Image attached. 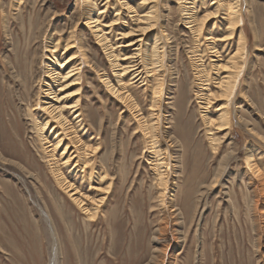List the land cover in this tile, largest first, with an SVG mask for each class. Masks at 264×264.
Listing matches in <instances>:
<instances>
[{
	"label": "rangeland",
	"instance_id": "rangeland-1",
	"mask_svg": "<svg viewBox=\"0 0 264 264\" xmlns=\"http://www.w3.org/2000/svg\"><path fill=\"white\" fill-rule=\"evenodd\" d=\"M140 1L132 2L139 4L138 15L149 8ZM212 1L196 0L197 16L212 10ZM103 2L97 0V7ZM191 2L155 0L160 18L145 36L146 47L157 40L165 55L158 120L164 139L158 148L169 163V180L162 202L154 167L162 159L151 150L150 128H141L132 111L107 92L99 73L105 71L112 81L116 73L88 27L81 30L92 66L85 65L81 74L80 108L88 132L79 134L99 147L90 168L81 172L72 162L63 172L87 197L104 194L90 219L56 182L36 126L45 120L41 106L49 100L42 91L49 83L57 88L45 67H56L63 50L54 55L50 47L80 25V0H0V264H264V0H239L246 35L244 60L239 58L243 73L229 109L230 126L220 133H208L210 126L203 123L205 114L217 116L219 103L206 107L196 65L209 69L213 59L223 62L234 52L236 38L218 42L219 56H213L210 43L226 34L227 20L213 18L198 39L180 20L181 7ZM106 5L99 13L103 22L118 11L115 0ZM124 20L130 23L125 13ZM207 29L211 38L204 40ZM126 30L124 24L117 31L106 29L118 51L129 41L120 38ZM48 32H57L54 42H48ZM196 51L203 53L198 61ZM137 52L136 43L119 54ZM131 60L119 62L126 66ZM122 82L147 116L154 76L133 70ZM254 149L262 153L254 160L258 173L246 159ZM167 196L175 215L165 210Z\"/></svg>",
	"mask_w": 264,
	"mask_h": 264
},
{
	"label": "bare ground",
	"instance_id": "bare-ground-1",
	"mask_svg": "<svg viewBox=\"0 0 264 264\" xmlns=\"http://www.w3.org/2000/svg\"><path fill=\"white\" fill-rule=\"evenodd\" d=\"M134 1L136 0H115L116 6H118V11L115 12L114 18H112L110 21L103 22L99 18V13L106 10V4L109 2V0H104V4L102 3L104 5L103 8L97 7V0H80V4L82 6V21L80 22V25H76L78 23H75L68 36L63 37V39L59 37L56 42L53 41V38L55 37V35L57 36V32H48L46 34L48 42H54L52 48L50 47L51 53H54L55 55V52L59 47H62L63 51L60 56L56 55V67H49L48 65L47 67H45V69L47 68L46 76L51 77L50 79L54 82V84L56 83L55 87L57 88H53L50 83L49 84L51 86L47 84V88H43L44 90L42 92L44 94V97L49 99L48 101H44L42 103V106L40 105L42 111L46 114V117L43 122H38L36 126L37 130L40 131V135H42V138L44 140L42 146H44L43 148L47 153L48 160L49 162L52 161V172L54 173L53 175L55 176L56 182L64 191L68 192L69 196H71L77 207L84 211L90 219H94L99 212L100 207L104 202V194L99 197V199L87 197L88 195L82 193L78 189V187L74 185V182L67 179L65 173L63 172L64 169L69 168L72 162L74 163L73 168H76L81 172H83L85 168H90L92 166V160H90V157L98 150L99 147L98 144L96 146H93L83 139L84 132H88V130L85 128L83 118L84 115H82V111L80 108V94L82 84L81 74L85 70V65H91L87 57V50L82 44L83 36L81 34V30L83 29V26L88 27L90 33L94 35L97 42L100 43L103 49H105V54L109 59L108 62H110L112 71H114L113 74L116 73V80L113 79L114 81L110 79V76L107 75L105 71H103L104 73H99L100 80H102L101 82H103L106 86L107 92H110L118 99L120 103L124 105V107L132 111V117L137 118L136 120L138 121V125L141 128H150L149 131L151 133H148V140L149 144L152 146L151 150H153V153H156V155L160 156L161 154L158 145H160L159 142L161 141L160 139L163 136H161L160 132L158 131V122H160L158 120H160L161 117L159 104L162 101V86L164 84V79L166 76L164 70L165 55L159 52L158 47L160 42L154 40L152 45L148 44L146 47L147 41H145V36L150 33L151 28L157 23L158 18L160 17H156L157 10L155 4H152L153 2H155V0L140 1V3L143 5L149 4V8L147 10L145 9L141 15H138V10L136 8V6L138 7L139 4L132 3ZM195 2L196 0H192V4L182 6L180 9L182 15L180 20H183V23L187 24L186 28H190V31L194 37H198V39H200V37H202V30L207 27L208 23L213 18L221 17L220 15H222V18H226L227 20L225 27L227 30L226 34L218 37L217 39L213 40L212 43H210L211 45L209 49L213 56H219V51L217 49L219 45L218 42L228 43L236 38L234 52L231 55H228L223 62H219L218 58V60L213 59V64L210 65L211 68L209 69H206L201 62H196V76H194L200 82V84L203 85L200 87L201 90L207 91V93H201V98L205 100L206 107L208 108L213 102L219 103V113L217 114V116L212 117L205 114L203 123L206 122V125H208V127L210 126L207 129L208 133H211L212 129H216L220 133V131L227 130L230 126L231 116L229 109L243 73V67L240 63V59L244 60L242 55L244 54L246 49V35L241 28L242 11L240 8L239 0H213L212 4L214 5V8L212 10L207 9V11L201 14V16H197L196 13L198 11L194 10V8L196 7ZM124 13L129 16L130 23L134 22V25H131L130 23H128V25L125 24ZM121 24H124V26H126L128 30L121 32L120 38H123L124 40L128 39L129 41L125 42L122 45V48L118 51L116 48H114L115 43L111 41L108 34L110 31H117L118 28H121ZM239 27L241 29H238ZM107 28L110 31H106ZM162 32L164 33V31ZM59 33H62L63 35V32ZM117 34L118 33H116L115 35L118 36ZM204 38V40H208L211 38L209 29H207V33ZM140 42H144V45L141 46L142 44L140 45ZM136 43L138 44V55H128L126 53L119 54L123 49H127V47H130ZM115 50H117V52ZM47 51L49 52V50ZM124 54L128 56H124L121 59V55ZM139 54L141 55V57H138ZM202 55L203 53L196 51L194 53L196 60L194 61H198L199 58L202 57ZM136 57V60L132 59ZM126 59L132 60L129 61V64H126V66H122L119 61L122 60L125 64ZM136 61L139 62L136 63ZM57 66L59 67V69ZM148 66H150L149 69H147ZM212 67H214L216 71L214 77H212ZM133 70H138L139 73L141 71H144V73L151 72V75L154 76V80L156 82V87H154L153 89V100L150 104V108H148L150 113L147 116L142 115L137 101L132 97L127 88V84L125 82H122L123 76ZM211 81L214 82L213 86L211 85ZM212 87H214L216 90L212 91ZM206 112H208V110ZM70 116H72V119H70ZM154 119H156L155 122H152V120ZM81 130H83L84 132H82V134L80 135L79 132ZM46 131L49 132L48 135L44 134ZM50 137L51 139H49ZM92 137L93 136H90V138ZM59 148L61 149V151L59 157L57 158L56 152L60 150ZM261 155L262 153L259 150L254 149L250 154H247L246 156L247 162L252 166L254 165V168H252L253 172L255 171L256 173H258L259 171L254 163V160H256L258 157H261ZM160 157L162 159V162L158 161V163L154 164V167L157 166L156 170L158 172V180L160 186L159 196L162 202L165 201L166 193L164 192L169 180L167 173L169 163L167 164L165 162L164 157ZM159 167L160 169L162 167L165 168L163 171H160ZM88 175L90 181L91 177H93L91 176V171ZM102 175V178H104L105 174ZM100 190L102 189H99V191ZM104 190V192H107L108 187H105ZM166 199H168V196ZM168 201L170 204L166 206L165 210L168 211L170 215H175V203L171 198L170 200L168 199ZM52 262H54L55 264V260H52Z\"/></svg>",
	"mask_w": 264,
	"mask_h": 264
}]
</instances>
